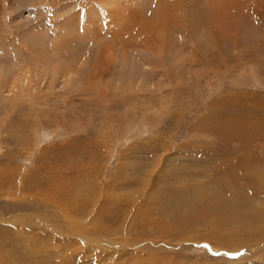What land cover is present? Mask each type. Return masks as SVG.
I'll return each mask as SVG.
<instances>
[{
	"label": "rangeland",
	"instance_id": "rangeland-1",
	"mask_svg": "<svg viewBox=\"0 0 264 264\" xmlns=\"http://www.w3.org/2000/svg\"><path fill=\"white\" fill-rule=\"evenodd\" d=\"M0 170L1 264H264V0H0Z\"/></svg>",
	"mask_w": 264,
	"mask_h": 264
},
{
	"label": "bare ground",
	"instance_id": "bare-ground-1",
	"mask_svg": "<svg viewBox=\"0 0 264 264\" xmlns=\"http://www.w3.org/2000/svg\"><path fill=\"white\" fill-rule=\"evenodd\" d=\"M93 11V10H92ZM90 14H92L91 12H90ZM77 18V17H76ZM94 22H98V20H95ZM100 28V27H99ZM181 28V30L184 28V27H180ZM179 28V29H180ZM138 33L140 34V31H138ZM139 36V35H138ZM129 39V38H128ZM127 39V40H128ZM138 39V38H137ZM136 42H139L138 40L136 41ZM135 42V43H136ZM139 44V43H138ZM163 44V43H162ZM164 45V44H163ZM126 46H124V48H125ZM161 47V46H160ZM165 47V46H164ZM148 50H149V48H148ZM170 50V49H169ZM62 51V50H61ZM67 69V68H66ZM68 71V70H67ZM62 73V72H61ZM15 81V80H14ZM11 89V88H10ZM25 170H0V174H2V176H0V197L1 196H9V197H11V198H13V200L12 201H14V203H18L19 202V200L21 199V197L20 196H18L14 191H13V189H11L12 188V184H13V182L16 180V175L18 176V179L19 180H21V178H22V174H23V172H24ZM45 178V177H44ZM35 182L37 183V184H39L38 182L39 181H37V180H35ZM30 184H32V186L34 187V184L31 182ZM26 186L27 187H29L27 184H26ZM31 186V187H32ZM57 189H61L59 186H57L56 187ZM35 189H37V188H35ZM29 192H30V190H28V192L26 193V196L27 197H29ZM3 199V198H2ZM43 199H45V200H48V201H46V202H50L51 200H49L46 196H43ZM14 208H15V205H14ZM13 208V209H14ZM54 210H55V212H54V215L53 216H63V217H66L67 216V213L69 212H67L66 211V208L65 207H63L62 205L60 206L59 204H56V203H54V208H53ZM51 214H52V212H51ZM69 214V213H68ZM27 217V215L25 214V213H20V212H18V213H15V212H13L10 216H3L1 213H0V223L2 224H4V225H9L10 223H15V222H18L17 220H19V219H25ZM5 218V219H4ZM48 218H53V217H49V214H46V215H44V217H43V221L44 222H48L47 221V219ZM75 233H77V232H75ZM77 238H79V237H77ZM79 239H85L84 237H80ZM240 239V238H239ZM95 241V240H94ZM234 241H236V236L234 237ZM3 256H0V258H2ZM1 264V263H0Z\"/></svg>",
	"mask_w": 264,
	"mask_h": 264
}]
</instances>
